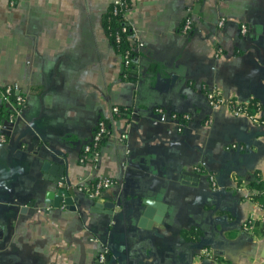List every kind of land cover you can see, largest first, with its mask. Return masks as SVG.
Listing matches in <instances>:
<instances>
[{"label": "crops", "instance_id": "0c3cea01", "mask_svg": "<svg viewBox=\"0 0 264 264\" xmlns=\"http://www.w3.org/2000/svg\"><path fill=\"white\" fill-rule=\"evenodd\" d=\"M114 1L0 0V85L16 82L26 97L0 147V264H95L108 245H125L129 264H264L263 211L249 196L257 192L249 181H264V125L211 105L202 89L257 99L264 116V0H132L126 19L144 45L132 80L103 27ZM115 106L133 113L116 116ZM159 108L192 118L179 131ZM101 119L110 133L100 159L81 163ZM28 129L31 144L15 147ZM51 151L65 154L58 158L88 204L82 211L44 202L55 174L43 170ZM181 169L198 173V182H186ZM108 176L116 181L108 193L119 185L167 205L158 233L113 229L109 215L91 211L78 186ZM203 247L214 259L199 257Z\"/></svg>", "mask_w": 264, "mask_h": 264}, {"label": "built area", "instance_id": "2783aa9c", "mask_svg": "<svg viewBox=\"0 0 264 264\" xmlns=\"http://www.w3.org/2000/svg\"><path fill=\"white\" fill-rule=\"evenodd\" d=\"M132 0H115L113 2L114 12H117L119 9L124 10V14H127V11L131 7ZM227 21L226 17H222L219 21V26L223 27ZM193 28V20L190 16H187L182 25V31L185 34H189ZM128 30L127 26L122 27V31L126 32ZM241 32L246 34L248 32V27L245 24L241 25ZM131 42V47L121 56L125 60V64L130 63L131 53L133 50L139 51L143 47V43L139 41L135 32L129 36ZM126 76V74H125ZM202 89L205 92L206 97L213 106L225 104L228 106L231 113L234 115H248L251 119L257 123L264 125V119L256 114H250L249 107L250 101H243L238 99H224L221 96L220 89L217 86H208L206 83H203ZM26 108V97L21 92L19 85L16 82L6 83L0 85V147H6L9 144V137L13 130L15 129V124L19 118L23 116L24 109ZM114 114H119V106L113 108ZM158 112L160 114L161 120L163 121H175L179 123L178 130L183 131L185 122L191 120L190 114H179L176 112H167L163 108H159ZM108 133L107 122L104 119H101L96 129L93 133L92 140L83 146L82 153L80 156L81 163H96L99 161L101 156V146L104 136ZM126 138V134L121 135V140ZM233 148H238L237 144L232 145ZM199 171L205 172L204 165H199L197 167ZM209 181L212 187L215 189L217 187L215 175L213 173H208ZM116 183L113 177H100L94 180L86 181L85 183L78 186V190L83 192L88 196L89 199L93 201H100L103 199V195L108 191V189ZM256 192H251V199L255 200L252 195ZM258 203L261 210L263 211V216L260 221L264 223V203H260L258 200H255ZM247 229H252L255 226L254 219L249 218L245 223ZM201 258L211 261L214 259V251L210 247H203L199 250ZM106 258V251L100 253L98 260L104 262Z\"/></svg>", "mask_w": 264, "mask_h": 264}, {"label": "water", "instance_id": "95a60500", "mask_svg": "<svg viewBox=\"0 0 264 264\" xmlns=\"http://www.w3.org/2000/svg\"><path fill=\"white\" fill-rule=\"evenodd\" d=\"M30 130L28 129L16 141L15 147L21 145L23 148L31 144L29 137ZM24 151V150H23ZM58 155L65 156L62 151L54 153L50 152V156L43 163V170L55 173L49 179V183L45 188L44 202L51 204L56 208L65 205L72 211H82L87 207L85 200H82L77 194L72 180L69 176V164L58 158ZM54 164V165H53ZM48 167V168H47ZM48 169V170H47ZM186 182H198L199 174L194 171L180 170ZM118 189L112 193L106 192L103 195V200L93 201L91 211L97 214L109 215L111 217L112 228L125 230L130 227L137 232L143 230L146 235L158 233L157 225L162 226L167 223V205L163 202L156 201L152 198H137L129 196L125 191ZM31 201L25 206L30 208L34 205ZM109 223V224H110ZM122 231V232H123ZM125 245H108L106 246V258L104 262L96 259L95 264H129L131 257L123 255ZM115 249H118L115 251ZM199 257L200 253L198 252Z\"/></svg>", "mask_w": 264, "mask_h": 264}, {"label": "trees", "instance_id": "16d2710c", "mask_svg": "<svg viewBox=\"0 0 264 264\" xmlns=\"http://www.w3.org/2000/svg\"><path fill=\"white\" fill-rule=\"evenodd\" d=\"M113 3L111 4L108 12L104 17V31L105 34L109 37L112 44L115 46V49L120 56H122L128 49L131 47V42L129 40L130 34L133 33L132 26L128 23L126 15L124 14L123 9H119L117 12H114ZM127 26L128 30L126 32L122 31V27ZM139 57V51L133 50L131 53L130 63L125 64V60L122 58V74L125 79L132 80L134 79V69L137 66V58ZM126 74V76H125ZM249 112L250 114H256L259 111L260 105L257 99H251ZM119 114L116 116L127 117L133 113V110L126 106L119 107ZM261 119H264V116H261ZM107 122L108 133L104 136L102 143H104L110 133V122L109 120L104 119ZM251 187L257 190L254 195L255 200H258L260 203H264V181L256 174L253 179L249 181Z\"/></svg>", "mask_w": 264, "mask_h": 264}, {"label": "rangeland", "instance_id": "374dc122", "mask_svg": "<svg viewBox=\"0 0 264 264\" xmlns=\"http://www.w3.org/2000/svg\"><path fill=\"white\" fill-rule=\"evenodd\" d=\"M130 9V8H129Z\"/></svg>", "mask_w": 264, "mask_h": 264}]
</instances>
